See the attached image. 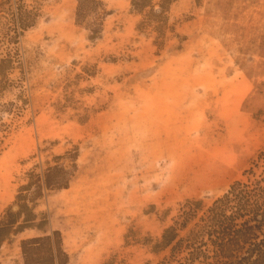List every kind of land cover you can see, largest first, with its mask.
I'll list each match as a JSON object with an SVG mask.
<instances>
[{"label":"rangeland","instance_id":"obj_1","mask_svg":"<svg viewBox=\"0 0 264 264\" xmlns=\"http://www.w3.org/2000/svg\"><path fill=\"white\" fill-rule=\"evenodd\" d=\"M101 1L89 39L77 0H0V221L30 172L78 155L69 187L35 202L41 229L6 239L0 264L55 230L68 264H157L179 206L246 181L264 149V0H174L160 46L138 27L148 8Z\"/></svg>","mask_w":264,"mask_h":264},{"label":"trees","instance_id":"obj_2","mask_svg":"<svg viewBox=\"0 0 264 264\" xmlns=\"http://www.w3.org/2000/svg\"><path fill=\"white\" fill-rule=\"evenodd\" d=\"M173 1L160 0L155 9L151 0H131L133 10L139 14L148 8L138 27L151 26L157 46L162 44L168 29L167 12ZM104 15L101 0H77L75 22L85 26L89 39L101 34ZM77 156V151L55 156L53 164L41 174H28L29 181L20 186L12 206L0 221V245L25 229H41L33 206L45 191L69 187ZM244 174L246 181L232 182L206 207L200 200L190 199L179 206L172 224L152 246L155 253L165 252L157 264H264V149ZM13 205L17 207L15 211ZM20 250L23 264H68L61 234L56 230L21 240Z\"/></svg>","mask_w":264,"mask_h":264}]
</instances>
